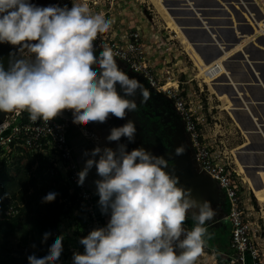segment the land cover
<instances>
[{
    "label": "clouds",
    "instance_id": "clouds-1",
    "mask_svg": "<svg viewBox=\"0 0 264 264\" xmlns=\"http://www.w3.org/2000/svg\"><path fill=\"white\" fill-rule=\"evenodd\" d=\"M111 26L83 4L69 9L0 0V43L18 45L21 54H29L10 61L7 70L0 64V112L26 110L31 121L49 122L71 110L77 125L103 124L110 115L127 119L135 113L137 103L128 97L139 94L146 103L149 91L119 67L112 48L104 45L95 54L94 41ZM136 134L135 122L128 120L106 138L117 142L116 149L96 146L84 153L91 158L78 173V185L95 166L101 178L95 181L98 203L111 216L106 227L80 239L84 254L74 253L73 264H196L204 253L211 235L205 225L214 220L216 209L179 186L164 156L143 147L129 152L120 143L122 137L135 143ZM175 155H183V148ZM56 196L49 192L42 202H53ZM189 212L195 222L191 231L184 227ZM49 235L44 234L45 241ZM64 239L60 235L43 258L29 256V264H57Z\"/></svg>",
    "mask_w": 264,
    "mask_h": 264
},
{
    "label": "rangeland",
    "instance_id": "rangeland-1",
    "mask_svg": "<svg viewBox=\"0 0 264 264\" xmlns=\"http://www.w3.org/2000/svg\"><path fill=\"white\" fill-rule=\"evenodd\" d=\"M126 1L127 9H137V13H133L132 15L141 17L140 13L143 14L142 18L146 19L149 27H152L153 34H155L154 38L159 39L158 43L167 44L168 46V49L164 52L167 54L166 57L169 58L166 61L169 62L165 64V62L161 61L165 65L163 67L159 66L161 69L164 68V71H170L169 74H165V77L168 78L166 81L172 82L175 78L180 81H189V84L184 85V88L189 86L194 102L201 105L200 108L196 109V112L200 116V127L208 137V141L211 143L214 151L225 152L233 158L234 165H236L235 167L241 174L240 177L244 179L242 182L245 181L243 182V205L246 207L249 218L258 229L257 237L264 253V170L261 169L260 175L262 180H259L246 169L247 164L264 163V155L241 152L243 145L247 144V139L238 128V124L242 129L244 127V120L235 116L233 111L235 103L230 97L228 90H226L225 83L222 81V78L227 75L237 87L245 104L248 105L250 103L248 100L255 103L254 110L252 111L255 120L260 122L261 118L264 122V106L256 105L258 104L257 101L262 99L259 85L264 87V77L260 70L264 65V48L259 45L258 41L250 38V33H247V35L238 34L232 14L225 6L227 1L230 3L232 0L218 1L231 15L234 33L241 40L233 42L234 38L231 39V36H225V31L229 30L228 22H225L227 16L219 8L214 7L215 11H213V15L218 22L217 28L219 31L217 41H222V44H232L233 46L230 51L213 60H208L211 51L207 45V36L202 35L201 30H199L201 27L193 16V10L201 11L198 1L200 3L211 4V0ZM237 1L236 5L238 4V9L241 8L240 11L242 10L241 12L245 13L242 14L240 12V14H237V17L244 22L246 21V23L248 21L244 27L249 32L254 30L256 33H259L261 31L259 30L261 21L257 16L253 17L255 14L253 7L258 13H260V8L264 11V0H256L257 4L253 7L249 6V0H245L244 4L249 6L250 9L247 6L246 9L241 6L243 0ZM243 9L245 10L244 12ZM241 14L245 15V17H242ZM205 20L206 22L209 21L207 18ZM222 24L225 25V29L220 28ZM162 44L159 48H164ZM239 53H242L244 58L241 59ZM166 57L164 55L162 60L164 61ZM177 58L182 63H177L178 67L176 66ZM184 67H186L185 70L180 71ZM178 70L180 71L179 73L177 72ZM209 70H214L213 76L207 74ZM262 71H264V68H262ZM174 72L177 73L173 74ZM171 82L169 85H171ZM256 140L257 138L253 137V143H256ZM61 220L63 225H61V228L58 226V228L62 230L76 225L75 219L72 220V217H63ZM64 234L65 239L69 238V240L64 242L63 249L66 258L60 264H73V254H82V250L74 242L72 236L68 237L66 233Z\"/></svg>",
    "mask_w": 264,
    "mask_h": 264
},
{
    "label": "built area",
    "instance_id": "built-area-1",
    "mask_svg": "<svg viewBox=\"0 0 264 264\" xmlns=\"http://www.w3.org/2000/svg\"><path fill=\"white\" fill-rule=\"evenodd\" d=\"M52 2L53 5L60 7L67 5L69 9L74 4L72 0H52ZM94 44L100 49L104 45L112 48L116 53V59L123 61L132 71L144 75L152 88L166 93L174 101L185 131L189 135L196 162L202 171L218 182L228 198V220L231 224L229 252L218 253L207 243L203 255L198 258L196 264H264V253L257 237L258 229L243 205L245 181L242 182L244 179L240 177L241 174L235 167L233 158L225 152L214 151L208 141V137L200 127V116L196 112L201 105L196 104L192 95L181 89L179 83L168 85L169 81H166L165 74H169V71L162 73L158 70L157 65L149 57L139 31H133L126 39L121 40L112 38L107 33L98 34ZM21 55L29 54L25 51ZM74 127L95 145L101 140L100 135L87 125L74 124L71 110H65L62 115L49 122L43 119L33 122L26 110L14 111L0 124V168L2 163L12 162L26 154L48 160L52 165V173H59L74 188L77 194L76 206L79 215L82 216V220L77 219L76 222L79 229L87 236L92 230L107 225L99 220L94 196L86 181L82 186L78 185L80 169L67 138L68 132ZM184 227L189 231L192 230L187 224ZM79 247L84 254V246Z\"/></svg>",
    "mask_w": 264,
    "mask_h": 264
},
{
    "label": "crops",
    "instance_id": "crops-1",
    "mask_svg": "<svg viewBox=\"0 0 264 264\" xmlns=\"http://www.w3.org/2000/svg\"><path fill=\"white\" fill-rule=\"evenodd\" d=\"M29 2L40 7L53 5L52 0H29ZM72 2L74 4L87 5L90 14H100L106 20H110L112 26L107 34L112 38L117 40L126 39L129 33L133 31H139L142 34L143 40L145 42V48L149 52L151 60L157 65L158 70H160L162 73L164 72V68L161 69L160 67H163L165 64H167V62H169L166 61L169 58L166 57L167 54L164 52L168 49L167 44L161 43L164 48H159L161 47V44L158 43L159 39L154 38L155 34H153L154 31L152 27H149L145 18H142V13H140L141 17L138 15H132L133 13H137V9H127L126 0H72ZM95 47V54L98 56L101 49L96 45ZM160 50H162L161 53ZM164 55L166 58L163 61L162 59ZM116 60L119 67L125 71L130 78L134 77L144 85V87L149 91L150 97L152 96V103H149V105H144V103L139 100V96L137 94L135 97H132V99H135L137 103V110L134 114L131 112L128 113L127 119H119L113 115H110L107 121L103 124L98 122L87 124L90 129L95 130L100 136H102L97 145H95L91 140L85 138L78 128H71L68 132L67 138L69 144L72 147L73 156L80 171L84 168L86 159L91 158L90 155L88 157L84 156L85 151L91 153L92 149H94L96 146H100L101 148L110 147L116 149L117 142H108L106 138L110 134V130L112 128L123 126L128 120H133L137 128L135 143H128L125 138H121L120 143L127 144V150L129 152L135 148L143 147L151 151L153 154L160 156V151L156 150V148H153L154 146L158 145L163 152L169 153L171 147L173 146V137L168 136H170L171 133L174 134L178 130V134H174V136L179 138V140L176 142H179L180 148H183V152L190 155L191 160L186 159L185 162L183 161V173H180L174 169L173 160H168L169 168L167 171L173 173L179 178V186L191 190L193 198L198 201L207 200L211 202V206L213 209H216L217 215L214 220L206 222L205 227H207L208 232L211 234L210 238L207 239V243L218 253L224 254L229 252L231 224L228 220V198L224 190L219 186L218 182H215L211 177H209L207 173L202 171L201 167L196 162L194 151L190 144L189 135L185 131L183 120L180 118L175 108L174 101L166 93L152 88L144 75L132 71L123 61L119 59ZM179 60L180 59L178 58L176 60L177 67V63L182 64L180 63L181 61L179 62ZM161 61L165 62V64H162ZM185 68L186 67L180 69V71L185 70ZM180 71L178 70L177 72L179 73ZM177 72H174L173 74ZM174 83L175 85L179 83L181 89H184L191 94V88L189 86L184 88V85H188L189 81H180L179 79L177 80V78H175L171 84ZM120 94L122 95V92ZM142 108L149 110L153 114V117H150L147 114L144 115L141 112ZM162 118L164 121H161ZM184 139L188 140L187 146ZM189 162H191V164H189ZM98 179L101 178L97 175L96 168L94 166L89 171L85 181L93 193L95 205L99 212V220L103 224L107 225L110 220L111 212L110 210L107 214L101 212V207L98 203L99 196L97 194L95 184V181ZM80 216L81 215H79L77 206L74 204L73 210L69 214L63 215L61 219L63 217H72V220L75 219L74 221L76 222L77 219H80ZM61 219L58 224L60 228L61 225H63ZM186 224L191 228L195 227V222L191 218V212H189ZM74 226L66 230L58 228V231L61 235L65 236L64 233H66V236H72L74 242L80 246L76 232L80 230L78 223L76 222V225ZM67 240H69V238H67ZM67 240L64 239V242ZM65 258L66 254L64 253L63 260Z\"/></svg>",
    "mask_w": 264,
    "mask_h": 264
},
{
    "label": "trees",
    "instance_id": "trees-1",
    "mask_svg": "<svg viewBox=\"0 0 264 264\" xmlns=\"http://www.w3.org/2000/svg\"><path fill=\"white\" fill-rule=\"evenodd\" d=\"M211 4L198 1L201 11L193 10L194 19L199 25L203 24L217 40L218 22L213 11H215L214 7L219 8L227 16L225 22H228L229 30L225 31V36L230 37L233 30L231 15L218 0H211ZM205 18L209 20V23ZM224 24L221 25V29H225ZM262 68L264 65L260 69L264 77ZM51 166L48 160L35 158L30 154L12 162L2 163L0 168V264H29L28 257L31 255L43 258L49 254L51 245L61 235L58 224L63 215L73 210L74 204L77 203V194L59 173H52ZM49 192L57 193L56 199L50 203L42 202ZM80 219L82 220V216ZM76 232L79 243L86 234L81 230ZM45 233H50L46 241ZM79 245L83 246L80 243ZM63 258L62 252L57 264H60Z\"/></svg>",
    "mask_w": 264,
    "mask_h": 264
},
{
    "label": "water",
    "instance_id": "water-1",
    "mask_svg": "<svg viewBox=\"0 0 264 264\" xmlns=\"http://www.w3.org/2000/svg\"><path fill=\"white\" fill-rule=\"evenodd\" d=\"M200 27L201 28L199 30L207 34L206 35L207 43H208L207 45L209 46L210 51H211L208 56L209 57L208 60H213L214 58L224 55L226 52L230 51L231 47L233 46L232 44H228V45L222 44L223 42L217 41L203 24H201ZM233 38H234V41L232 40L233 42H238L241 40L240 38H237V36L234 33V30H232V35H231V39ZM239 54L241 55V59L244 58V55L242 53H239ZM19 58H21V54H20V51L17 45H11L9 43H0V64L3 65L5 70L8 69L10 61H13ZM222 79H223L222 80L223 83H225L226 90H228L230 97L235 103V105L233 106V111H234L235 116L240 117L241 119L244 120V124H243L244 127L242 129L238 124V128L243 132L245 138L247 139V144L243 145V147L241 148V152L242 153L248 152V153H254L258 155H261V154L264 155V132H263L264 122L261 118H260V122H257L252 114V111L254 110V107H255V103L248 100V102L250 103L246 105L241 95L239 94L237 87L233 84L230 78L227 75H225ZM259 89H260V92L262 93V99L257 101L258 104L256 105L264 106V87L262 85H259ZM138 96H139V100L141 101V97L139 94ZM128 98L132 99V97H128ZM151 98L146 103H144V105H149V103H152ZM141 112L144 115L147 114L150 117H153V114L145 108H142ZM12 113L13 112L11 113L0 112V124L4 122ZM176 133L178 134V130L174 134ZM174 134L171 133V135L168 136V137H171V136L173 137L172 139L173 146L171 147L169 153L163 152L162 149L158 145L154 146L153 148H156V150L160 151V156H164L167 160H173L174 169H176L180 173H183L184 172L183 161L185 162L186 159L191 160V157L188 153H185V152H183V155H180V156L175 155L176 149L180 148V144L179 142H176L177 140H179V138L174 136ZM100 137L102 138V136ZM253 137L257 138L256 143L255 142L253 143ZM184 140L187 146L188 140L187 139H184ZM189 164H191V162H189ZM246 169L250 171L256 178H258L259 180H262L260 171L261 169L264 170V163L247 164Z\"/></svg>",
    "mask_w": 264,
    "mask_h": 264
},
{
    "label": "bare ground",
    "instance_id": "bare-ground-1",
    "mask_svg": "<svg viewBox=\"0 0 264 264\" xmlns=\"http://www.w3.org/2000/svg\"><path fill=\"white\" fill-rule=\"evenodd\" d=\"M230 1V0H229ZM237 1V0H236ZM235 0H232V2H230V3H228V1H227V4H225V6L228 8V10H230V12H231V14H232V16H233V20H234V24H235V29H236V31L238 32V34H243V35H247V33H250V38L253 40H256V41H258V43H260L259 45H261L263 48H264V33H262V30H263V28H264V11L260 8L259 9V11H260V13H258L255 9H254V7L253 6H256V4H257V2H256V0H249L248 2H249V6H252L253 7V11L255 12V16L253 15V17H258L259 19H260V21H261V25H260V29L259 30H261V31H259V33H256L254 30H252V32H249L248 30H247V28L246 27H244V25H246L247 23H248V21H247V23H246V21L244 22V21H242V20H240L238 17H237V14L239 13L240 14V12L242 11H240V9H238L239 8V6H238V4L236 5V3L238 2H236ZM242 1V0H241ZM241 1H239L240 3H241ZM244 1V2H243ZM242 1V3L244 4L245 3V0H243ZM247 1V0H246ZM239 3V4H240ZM243 4H241V6L243 7V8H247V7H249V6H247V5H245L244 4V6H243ZM240 6V7H241ZM247 6V7H246ZM258 6H259V4H258ZM261 7V6H260ZM249 9H250V7H249ZM245 10L243 9V12H244ZM250 12H251V10H249ZM252 11V12H253ZM248 12V11H247ZM250 12H248L249 14H250ZM242 13V12H241ZM242 14H245V13H242ZM241 14V15H242ZM248 15V14H247ZM240 16V15H239ZM242 17H245V15H242ZM246 19V18H245ZM247 20V19H246ZM249 25V24H248ZM198 27H199V25H198ZM250 29V28H249ZM256 30V29H255ZM254 31V32H253ZM202 35H207V34H205V33H203L202 32ZM249 36V35H248ZM255 41V42H256ZM257 43V42H256ZM213 73H214V70H209V71H207V74L208 75H212L213 76ZM170 84V82L168 83V85Z\"/></svg>",
    "mask_w": 264,
    "mask_h": 264
},
{
    "label": "flooded vegetation",
    "instance_id": "flooded-vegetation-1",
    "mask_svg": "<svg viewBox=\"0 0 264 264\" xmlns=\"http://www.w3.org/2000/svg\"><path fill=\"white\" fill-rule=\"evenodd\" d=\"M122 95H123V92H122ZM162 121H164L163 119H161Z\"/></svg>",
    "mask_w": 264,
    "mask_h": 264
}]
</instances>
